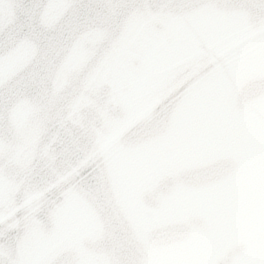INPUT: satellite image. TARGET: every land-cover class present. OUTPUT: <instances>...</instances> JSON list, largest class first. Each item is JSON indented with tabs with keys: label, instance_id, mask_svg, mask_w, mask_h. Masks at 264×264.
<instances>
[{
	"label": "snow or ice",
	"instance_id": "6c2138e0",
	"mask_svg": "<svg viewBox=\"0 0 264 264\" xmlns=\"http://www.w3.org/2000/svg\"><path fill=\"white\" fill-rule=\"evenodd\" d=\"M0 264H264V0H0Z\"/></svg>",
	"mask_w": 264,
	"mask_h": 264
},
{
	"label": "water",
	"instance_id": "95a60500",
	"mask_svg": "<svg viewBox=\"0 0 264 264\" xmlns=\"http://www.w3.org/2000/svg\"><path fill=\"white\" fill-rule=\"evenodd\" d=\"M163 30V25L159 22L153 23L151 25L150 31L152 33H158ZM91 70V64L89 61H86L78 69H76L74 73V77H80L83 78L84 76L87 75V73ZM109 91V85L107 83L102 84L98 90H97V95L98 96H103Z\"/></svg>",
	"mask_w": 264,
	"mask_h": 264
}]
</instances>
